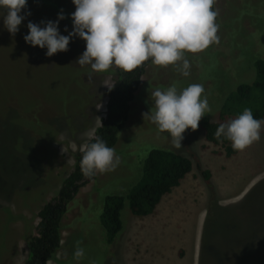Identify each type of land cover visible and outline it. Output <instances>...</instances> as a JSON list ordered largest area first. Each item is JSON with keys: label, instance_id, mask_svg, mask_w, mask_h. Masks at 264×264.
<instances>
[{"label": "rangeland", "instance_id": "rangeland-1", "mask_svg": "<svg viewBox=\"0 0 264 264\" xmlns=\"http://www.w3.org/2000/svg\"><path fill=\"white\" fill-rule=\"evenodd\" d=\"M61 10L66 18L59 31L68 35L72 0H28L21 14L31 15L13 36L0 9V264H23L37 210L56 195L73 155L104 114L107 72L76 63L85 41L74 37L68 51L48 57L47 48L23 38L29 21H55ZM218 11L219 42L186 54L188 77L173 66L147 70L113 146L120 164L97 173L67 204L60 247L48 264H264V131L258 142L226 159L220 147L204 143L199 129L186 130L183 147L176 149L170 134L142 117L154 104L146 97L150 90L200 83L212 109L205 116L215 122L225 97L252 82V64L264 60V0H220ZM152 149L189 159L191 171L150 216L133 217L124 205L121 229L108 244L98 222L102 202L138 181ZM196 166L208 171L207 182ZM78 240L85 249L80 260L74 257Z\"/></svg>", "mask_w": 264, "mask_h": 264}, {"label": "clouds", "instance_id": "clouds-1", "mask_svg": "<svg viewBox=\"0 0 264 264\" xmlns=\"http://www.w3.org/2000/svg\"><path fill=\"white\" fill-rule=\"evenodd\" d=\"M72 31H59V22L66 17L61 10L57 20L29 21L28 34L23 38L33 47L47 48L46 56L68 51L70 41L79 37L85 41V51L77 58L80 66H90L92 72L103 73L112 68L132 72L145 62L158 67L173 66L184 77L190 75L191 64L186 54H196L219 42V15L216 0H72ZM28 0H0L5 28L13 36L31 15L21 14ZM43 25V27L41 26ZM92 73H89L91 77ZM154 100L143 119L151 121L160 132H167L176 149L182 148L186 130H197L206 113L212 111L203 84L192 83L178 90L175 84L156 88ZM264 119H256L245 108L234 119L219 125L216 139L224 137L234 151H244L261 139ZM80 167L85 177L115 170L120 164L116 150L100 137L82 149ZM76 241L74 257L83 259L85 249ZM66 255V254H65ZM45 264H48L46 261ZM94 264V262H91Z\"/></svg>", "mask_w": 264, "mask_h": 264}, {"label": "trees", "instance_id": "trees-1", "mask_svg": "<svg viewBox=\"0 0 264 264\" xmlns=\"http://www.w3.org/2000/svg\"><path fill=\"white\" fill-rule=\"evenodd\" d=\"M150 62H145L132 72L120 69L116 73L113 83L104 89L106 102L103 117L99 120L92 138L84 146L95 142L96 137L105 140L109 147L115 145L117 134L127 120L129 103L145 67ZM252 68V82L238 85L225 97L216 121L211 122L205 116L199 123L198 129L203 134L204 143L220 147L226 159L233 157L238 151H234L224 137L216 139L215 132L219 125L234 119L245 108H250L256 119H264V60L255 61ZM82 155V150L73 155L71 171L62 179L56 195L37 210L35 235L27 239L24 264H45L59 249L60 220L66 212L67 204L81 187L94 180V177H85L81 171ZM196 170L204 182L209 180L208 171L200 170L198 166ZM190 171L191 162L185 157L160 149L149 151L142 162L138 181L124 195L106 196L102 202L98 222L104 232L105 242L110 244L120 231L119 214L124 205L133 217L150 216L161 199L177 188Z\"/></svg>", "mask_w": 264, "mask_h": 264}, {"label": "crops", "instance_id": "crops-1", "mask_svg": "<svg viewBox=\"0 0 264 264\" xmlns=\"http://www.w3.org/2000/svg\"><path fill=\"white\" fill-rule=\"evenodd\" d=\"M219 1L220 0H216V4H215V8L216 9H218L219 10ZM148 65H150V66H148ZM146 67H145V69H144V72H143V74L141 75V77H140V81H139V85H138V87H137V89H136V91L134 92V94H133V98H132V100L130 101V103H129V111H128V114H129V112H131L132 111V104L135 102V99H136V97H137V95H138V93H139V91H140V88H141V85L146 81V79L148 78V75L146 74L147 73V70L153 65L151 62L148 64ZM156 68H157V66H155ZM120 69L119 68H112V69H110L109 71H107V76L106 77H108V81H107V83H105L104 84V86L105 87H101V93H102V96H104V89L106 88V87H108V86H110L111 84H112V81L110 80L111 78H113V76H115L116 77V73L119 71ZM160 74H162V71H160V73L158 74V75H160ZM114 80V79H113ZM154 87H155V85H154ZM153 91L152 90H150L148 93H146V97H151V93H152ZM134 114H136V113H134ZM128 116V115H127ZM84 146V145H83ZM113 148V147H112ZM95 177V176H94ZM60 242H61V235H60ZM26 256H27V253H26ZM25 260H26V257H25ZM25 260L23 261V264H24V262H25ZM48 262V261H47ZM14 264H17V263H14Z\"/></svg>", "mask_w": 264, "mask_h": 264}]
</instances>
